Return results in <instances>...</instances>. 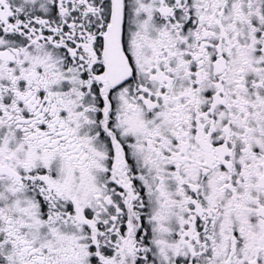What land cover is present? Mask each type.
<instances>
[{
	"label": "snow or ice",
	"instance_id": "snow-or-ice-1",
	"mask_svg": "<svg viewBox=\"0 0 264 264\" xmlns=\"http://www.w3.org/2000/svg\"><path fill=\"white\" fill-rule=\"evenodd\" d=\"M0 264H264V0H0Z\"/></svg>",
	"mask_w": 264,
	"mask_h": 264
}]
</instances>
